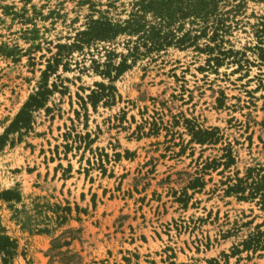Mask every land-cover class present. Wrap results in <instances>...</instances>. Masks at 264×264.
<instances>
[{"label": "rangeland", "instance_id": "obj_1", "mask_svg": "<svg viewBox=\"0 0 264 264\" xmlns=\"http://www.w3.org/2000/svg\"><path fill=\"white\" fill-rule=\"evenodd\" d=\"M43 88L0 150L10 264H264L258 198L225 193L264 173V0H0V135Z\"/></svg>", "mask_w": 264, "mask_h": 264}, {"label": "trees", "instance_id": "obj_2", "mask_svg": "<svg viewBox=\"0 0 264 264\" xmlns=\"http://www.w3.org/2000/svg\"><path fill=\"white\" fill-rule=\"evenodd\" d=\"M139 10L137 12H134L133 18L131 20H127V28L133 29L134 26H137L136 19L139 17ZM157 15L160 14L162 20H165L166 17H168L165 12H163L162 9L157 10ZM163 16V17H162ZM120 29H123V27L120 26ZM105 30H96L97 32H102ZM88 32V31H85ZM85 32H81L75 36V42L72 44H63L60 45L64 48V51L68 52L69 48L80 46L82 42H84L85 38H80V36H84ZM97 35L102 34H95L93 37H96ZM165 43V42H163ZM166 43H169L166 42ZM59 56H61L60 53H58ZM64 55V54H63ZM56 62L59 61V58H55ZM125 62L122 61L119 64V67H116L115 69L117 72H120L123 70L125 66ZM48 67H51L50 61L48 62ZM113 67V66H112ZM108 72L110 69L107 70ZM118 74V73H117ZM96 86L99 88V90H92L91 94L94 96H101L103 95V91L105 90H112L114 91L113 86H107L103 83H98ZM49 90L47 88H43L39 91H37L34 95L30 97V99L23 104V106L19 109V111L15 114L13 120L10 122V124L5 128L3 134L0 135V150L3 148V146L6 144L8 140V134L12 132L18 133V139L21 140V137L23 133L21 132L22 128H28L29 122L31 120V113H30V107L33 105L40 107L43 105L44 102V96L43 94L45 92H48ZM107 95V94H106ZM114 94L107 95V100L114 99ZM96 100L93 101V104H95ZM88 141L85 142V145H87ZM227 161L223 162L224 168H227L232 162L233 158L230 156V153L227 155ZM226 195H237L238 199L245 200V199H255L258 198V203L261 205V209L264 210V173L263 169H258L255 174H253V169L248 168L247 169V175L244 178H235V183L229 185L227 189L225 190ZM0 199L10 200L15 199L19 200V194L11 189L1 190L0 189ZM74 237L71 236L70 240H72ZM69 240V241H70ZM69 241L64 240L63 242H60V237H56L52 240L51 248L50 250L59 249L63 245L69 244ZM16 248L17 244L14 239H12L8 235H0V264H10L11 259L16 254ZM58 254H64L65 260L62 261V264H68L69 261H72L73 258L76 256L75 253L65 254V252L58 251L55 253V255ZM126 259V258H125ZM127 260V259H126ZM100 264H104L103 261L100 262Z\"/></svg>", "mask_w": 264, "mask_h": 264}]
</instances>
